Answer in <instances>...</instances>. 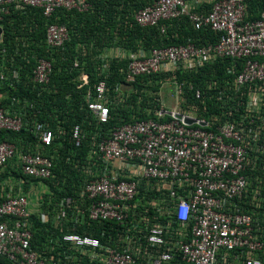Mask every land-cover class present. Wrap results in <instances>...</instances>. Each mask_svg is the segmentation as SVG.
<instances>
[{"label":"built area","instance_id":"obj_1","mask_svg":"<svg viewBox=\"0 0 264 264\" xmlns=\"http://www.w3.org/2000/svg\"><path fill=\"white\" fill-rule=\"evenodd\" d=\"M91 1L0 0V21L11 9L36 7L49 18L58 9L84 12ZM197 2L146 1L132 18L163 34L166 22L185 16L193 29L208 28L217 39L188 38L129 54L124 78L197 72L227 61L222 74L188 83L185 108L161 106L153 115H131L103 136L93 134L74 194H41L35 186L56 176L53 158L0 141V172L10 168L0 178V264H264V10L250 18L245 0H213L207 9ZM68 39L64 23H46V51ZM1 42L2 28L0 57L6 51ZM99 58L101 78L87 90L86 108L103 124L125 97L120 85L110 89L103 78L112 58ZM52 71L51 59L38 56L30 80L47 84ZM8 72L17 81L18 71L2 66L0 80ZM79 80L78 87L86 84L87 73ZM23 118L0 107V129L19 131ZM29 130L43 146L55 136L40 121ZM84 133L79 123L71 128L76 147ZM35 220L44 226H37L43 233L36 244ZM90 222L107 225L99 237L78 232Z\"/></svg>","mask_w":264,"mask_h":264},{"label":"trees","instance_id":"obj_2","mask_svg":"<svg viewBox=\"0 0 264 264\" xmlns=\"http://www.w3.org/2000/svg\"><path fill=\"white\" fill-rule=\"evenodd\" d=\"M146 1L92 0L88 10L84 12L58 9L49 18L36 7L27 8L23 12L11 9L0 21L1 46L6 50L0 57V68L2 66L9 71L12 69L18 71L17 81L11 78L9 72L5 80H0V107H8L13 112L24 114V127L19 131L0 129V141L12 142L19 150L31 148L50 155L54 161L56 176L45 182L49 183L52 195L56 197L74 194V190L78 189L84 180L81 166L90 152L93 134L98 132V136H103L101 131L129 121L131 115L134 114L136 117L153 115V110L161 107H156L155 100L145 96L138 88L140 83L138 80L148 81L155 75L138 76L131 82L138 92L135 91L131 96L125 97L118 106H112L107 123H98L94 119L86 108V93L87 90H92L94 84L101 78L99 54L104 47L119 46L135 50L140 45H150L151 48L184 43L188 38L196 43L214 42L217 39L216 34L208 28L193 29L185 16L166 22L167 29L163 34L156 26H139L131 15ZM245 1L248 16L259 17L260 11L264 10V0ZM210 5L211 2L203 3L200 8L207 9ZM47 22L64 23L67 26L69 39L61 48L45 50L43 44ZM92 43L96 48L99 47L95 57L87 51V46ZM84 44L85 46H81ZM38 56L48 57L53 65L49 82L44 85L30 80ZM75 58L78 59L77 66L73 65ZM126 63L125 59H110L108 71L106 70L103 75L110 89L120 85L121 81H126L123 73ZM227 63L218 61L206 64L197 72H177V78L180 82L202 83L211 77L221 75ZM82 71L87 73L88 80L86 84L78 87ZM150 104L155 107H150ZM34 121L44 122L54 131L55 136L50 145L43 146L36 141L34 134L29 130ZM75 123H79L85 131L78 147L70 138L71 128ZM60 129L62 132H59ZM7 168L9 167H4V171L0 172V178L8 174ZM52 181L56 182V187L52 185ZM28 185L26 181L25 187ZM35 221L33 243L36 244L42 240L43 230L37 227L41 225ZM106 226L103 222L84 223L78 232L99 237L100 230Z\"/></svg>","mask_w":264,"mask_h":264},{"label":"rangeland","instance_id":"obj_3","mask_svg":"<svg viewBox=\"0 0 264 264\" xmlns=\"http://www.w3.org/2000/svg\"><path fill=\"white\" fill-rule=\"evenodd\" d=\"M132 15H133V12H132ZM114 40H116V38ZM92 45H94V43L89 44L87 46V51L90 54L94 55L95 57L96 53L99 50V47L96 48L95 45L92 47ZM81 46H85V44ZM110 47H113V46L104 47L101 52H103L104 50H107V48H110ZM149 47L150 45H140L135 50L129 49L131 53L130 51L128 52L127 50L119 46L114 49H119L120 54L122 53L125 54L124 59L127 60L126 56H129V54H132V53L137 54L141 48L148 49ZM138 81L140 82L138 83V86H139L138 88H140V92H142L148 98L154 99L156 103V107L163 106V107L171 109L176 106L180 108H185L187 105L191 103L190 95L188 94V91L186 90V85L188 84V82H180L177 78V72L157 74L149 78L148 81L146 79H144L143 82L141 80H138ZM178 84H181V85L185 84V85H182V88L185 89V93L181 97H178L176 94V87ZM120 88H121V92L124 97L131 96L132 94L135 93V91H137L136 88L131 84V82H126V81L124 82L121 81ZM150 105H149L150 107H155V105L153 104H150ZM52 185L55 187L57 186L56 182H53V181H52ZM35 187L37 189H40L41 194L43 195H46V193H48L49 191H52L51 190L52 188L50 187L49 183L45 181L40 184H37Z\"/></svg>","mask_w":264,"mask_h":264},{"label":"crops","instance_id":"obj_4","mask_svg":"<svg viewBox=\"0 0 264 264\" xmlns=\"http://www.w3.org/2000/svg\"><path fill=\"white\" fill-rule=\"evenodd\" d=\"M211 1H213V0H198V4L199 5H201V4H203V3H209V2H211ZM118 46H113V47H110V48H107V50H104L103 52H100V54L99 55H106V56H109V57H111V58H115V59H124V57H125V54H120V52H119V49H114V48H117ZM125 49V48H124ZM121 50V49H120ZM125 50H127L128 52L130 51V50H128V49H125ZM141 51H143V52H146L148 49H140ZM107 51V52H106ZM130 53H131V51H130ZM118 55H120V56H118ZM126 57H128V56H126Z\"/></svg>","mask_w":264,"mask_h":264},{"label":"water","instance_id":"obj_5","mask_svg":"<svg viewBox=\"0 0 264 264\" xmlns=\"http://www.w3.org/2000/svg\"><path fill=\"white\" fill-rule=\"evenodd\" d=\"M0 33H1V28H0ZM177 117L179 118V117H180V114H178V115H177ZM186 121L190 123V122H193L194 120H193V119H190V118H188V119H186Z\"/></svg>","mask_w":264,"mask_h":264}]
</instances>
